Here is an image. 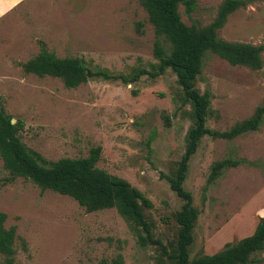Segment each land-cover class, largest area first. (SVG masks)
Listing matches in <instances>:
<instances>
[{
  "label": "rangeland",
  "instance_id": "rangeland-1",
  "mask_svg": "<svg viewBox=\"0 0 264 264\" xmlns=\"http://www.w3.org/2000/svg\"><path fill=\"white\" fill-rule=\"evenodd\" d=\"M180 19L204 26L222 0H194ZM227 41L264 46V0H247L216 30ZM154 33L137 0H0V109L20 121L18 136L48 160L83 157L100 147L95 163L126 180L150 202L142 206L149 239L130 227L115 208L87 212L75 200L29 179L9 178L0 159V212L13 227L10 264H175L183 201L169 188L192 124L190 104L170 68L123 83L91 78L65 87L57 77H39L21 63L44 48L57 57L80 58L90 69L129 75L150 71ZM261 67L230 65L206 51L195 87L206 92L205 126L222 131L248 117L264 101V49ZM234 159L207 181L213 162ZM184 190L196 210L188 257L210 254L225 242L249 235L264 217V118L258 128L231 139L201 136L189 156ZM264 264V250L258 254ZM0 264H5L0 253Z\"/></svg>",
  "mask_w": 264,
  "mask_h": 264
},
{
  "label": "trees",
  "instance_id": "trees-1",
  "mask_svg": "<svg viewBox=\"0 0 264 264\" xmlns=\"http://www.w3.org/2000/svg\"><path fill=\"white\" fill-rule=\"evenodd\" d=\"M152 25L154 39L152 55L156 60L150 71L134 68L129 75H114L105 69H90L78 57H57L44 46L26 61L21 63L22 70L39 77H57L67 88L94 78L130 83L141 74L155 76L165 68H170L179 84L184 100L191 107L192 124L186 131V145L177 163L173 176L167 177L169 188L183 201L175 212L177 236L171 258L175 264H262V257L256 254L264 250V217H260L253 231L237 240L225 242L217 251L188 257V247L192 241L191 230L196 218V210L190 205L191 196L184 190L187 161L195 151L198 139L203 135L212 138L231 139L239 134L254 131L264 118V101L255 106L252 113L229 128L218 131L205 126L209 105L206 92L195 87V78L200 71L203 55L209 51L224 59L230 65H243L251 69L261 67L260 52L263 45L223 40L216 36V30L223 25L228 14L245 4L247 0H222L213 19L204 26L185 24L179 16L178 5L185 13L194 9V0H137ZM22 128L20 121L12 123L10 117L0 109V159L9 178L22 176L29 179L41 191L52 190L67 195L83 207L85 211L115 208L130 227L143 233L140 239H149L150 223L145 219L142 206L150 207V202L142 193L126 180L111 175L95 166L100 147H91L83 157H60L48 160L38 152L25 146L18 136ZM237 161L226 158L215 161L210 167L207 181H212L220 169L235 166ZM4 214L0 212V253L5 264H10L14 252L13 227L3 226ZM118 255L111 264H120Z\"/></svg>",
  "mask_w": 264,
  "mask_h": 264
}]
</instances>
